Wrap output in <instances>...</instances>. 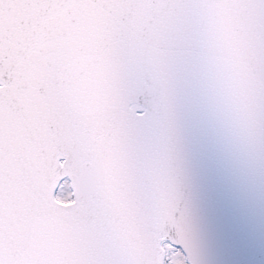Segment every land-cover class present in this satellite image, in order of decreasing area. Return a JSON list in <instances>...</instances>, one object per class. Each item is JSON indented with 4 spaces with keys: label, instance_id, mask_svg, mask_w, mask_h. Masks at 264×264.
I'll list each match as a JSON object with an SVG mask.
<instances>
[{
    "label": "snow or ice",
    "instance_id": "1",
    "mask_svg": "<svg viewBox=\"0 0 264 264\" xmlns=\"http://www.w3.org/2000/svg\"><path fill=\"white\" fill-rule=\"evenodd\" d=\"M0 264H264V0H0Z\"/></svg>",
    "mask_w": 264,
    "mask_h": 264
}]
</instances>
